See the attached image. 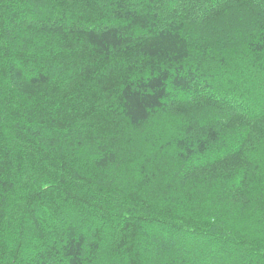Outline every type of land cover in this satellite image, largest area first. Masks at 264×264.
Here are the masks:
<instances>
[{
  "label": "trees",
  "instance_id": "16d2710c",
  "mask_svg": "<svg viewBox=\"0 0 264 264\" xmlns=\"http://www.w3.org/2000/svg\"><path fill=\"white\" fill-rule=\"evenodd\" d=\"M0 264H264V4L0 0Z\"/></svg>",
  "mask_w": 264,
  "mask_h": 264
},
{
  "label": "snow or ice",
  "instance_id": "6c2138e0",
  "mask_svg": "<svg viewBox=\"0 0 264 264\" xmlns=\"http://www.w3.org/2000/svg\"><path fill=\"white\" fill-rule=\"evenodd\" d=\"M259 2H260L261 4H264V0H259Z\"/></svg>",
  "mask_w": 264,
  "mask_h": 264
}]
</instances>
